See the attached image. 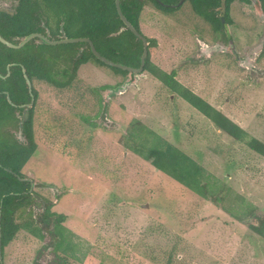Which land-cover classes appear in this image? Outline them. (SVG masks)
<instances>
[{"label":"rangeland","instance_id":"obj_1","mask_svg":"<svg viewBox=\"0 0 264 264\" xmlns=\"http://www.w3.org/2000/svg\"><path fill=\"white\" fill-rule=\"evenodd\" d=\"M13 4L0 0V10L12 11ZM228 17L223 25L235 54L229 40L213 34L187 3L172 14L147 6L139 28L157 42L151 55L155 65L174 72L180 84L264 143V56L259 57L264 17L253 3L239 2L230 5ZM78 80L82 91L112 89L100 91L98 105L87 94L80 99L73 91L59 94L34 84L38 149L22 171L33 190L54 202L53 211L66 216L80 252L94 264H264V240L248 228L249 216L237 222L154 170L118 138L133 119L141 121L228 186L251 207L245 212L255 215H264V159L171 98L146 74L122 80L108 68L86 64ZM231 200L223 203L226 208H233ZM38 243L18 234L4 264H30Z\"/></svg>","mask_w":264,"mask_h":264},{"label":"trees","instance_id":"obj_2","mask_svg":"<svg viewBox=\"0 0 264 264\" xmlns=\"http://www.w3.org/2000/svg\"><path fill=\"white\" fill-rule=\"evenodd\" d=\"M13 1L15 4L12 11L0 10V36L7 42L18 45L33 33L54 41L88 38L102 57L131 68L139 67L143 52L142 41L120 20L115 0ZM160 1L166 5L179 2ZM234 2L253 3L252 0H185L184 3L189 4L193 14L210 26L213 34L228 41L230 36L223 21L228 23V11ZM119 4L123 16L140 34L139 19L147 6H152L163 14H172L178 9L161 7L154 0H120ZM254 5L264 17V0H256ZM220 9L222 13L218 15ZM144 38L148 45L142 74L157 81L171 98L191 107L232 141L244 145L264 159V143L250 137L221 111L180 84L174 72L167 73L155 65L151 61V55L158 48L157 42L153 38ZM263 56L264 42L259 57ZM86 64L108 68L122 80L128 77L130 81L134 79L129 72L106 66L96 59L88 43L49 46L34 38L20 49H12L0 43L1 264H4L7 248L20 233L39 242V248L30 264L96 263L92 256L80 252L77 236L65 226L66 216L53 211L54 202L42 192L33 189L29 191L31 183L22 171L38 149L34 119L39 94L35 83L47 84L59 94L73 91L80 99L87 94L90 98H95L98 105L101 103L100 91L112 89L109 85H102L84 88L82 91L78 85V72ZM26 80L30 83V92ZM168 97L166 100H169ZM31 98L34 102L31 108H27ZM25 111H28V118L24 122L22 118ZM82 119L91 127L97 128L87 117ZM118 141L126 150L148 162L154 170L199 199L221 207L237 222L243 223L249 216L251 219L249 218L248 228L264 240V215H255L249 210L245 212L244 208H251L246 201L231 195L228 186L141 121L133 119L129 122ZM62 148L64 149L63 145ZM60 195L61 192L54 194L56 201ZM226 199H232L233 208L224 206ZM48 254L49 259L45 257ZM172 256L173 249L169 252L167 263H170ZM45 259L48 260L44 262Z\"/></svg>","mask_w":264,"mask_h":264},{"label":"water","instance_id":"obj_3","mask_svg":"<svg viewBox=\"0 0 264 264\" xmlns=\"http://www.w3.org/2000/svg\"><path fill=\"white\" fill-rule=\"evenodd\" d=\"M156 3H158L161 7H169L171 9H176L178 7H180L185 0H179V2L175 5H166L164 3H162L160 0H154ZM256 0H252L253 4H255ZM120 0H115V7H116V11L117 14L120 18V20L124 23V25L126 26L127 29H129L135 36L136 38L140 39L142 41L143 44V52L142 55L140 57V65L138 68H131L122 64H118V63H114L104 57H102L101 55H99L97 53V51L95 50L92 42L88 39V38H65V39H61V40H49L48 38H46L45 36L38 34V33H33L28 35L26 38H24L18 45H13L9 42H7L6 40H4L1 36H0V43L4 44L5 46L12 48V49H20L22 48L25 44H27L30 40L34 39V38H38L42 43L49 45V46H56V45H63V44H74V43H88L89 44V49L91 51V53L93 54V56L98 59L99 61H101L103 64H105L106 66L112 67V68H116V69H120V70H124L129 72L130 74H132L134 77L138 76L140 74H142L143 72V68H144V64H145V59L147 56V45L148 43L146 42L144 36L142 34H140L138 31H136L133 26L126 20V18L123 16L121 9H120ZM228 45L230 47V49L232 50L233 54H235L234 48L231 44V41H228ZM9 73L7 72V75ZM29 92L31 89L30 83L28 80H26ZM7 100L9 101V98L7 96ZM10 102V101H9ZM34 100L33 98H31V102L30 104L27 105V108H30L33 104ZM28 118V112L25 111L23 113V121L25 122ZM42 188H46V189H54V187L52 186H48V185H40ZM33 188V185L31 183V188H30V192ZM0 264H1V258H0Z\"/></svg>","mask_w":264,"mask_h":264},{"label":"flooded vegetation","instance_id":"obj_4","mask_svg":"<svg viewBox=\"0 0 264 264\" xmlns=\"http://www.w3.org/2000/svg\"><path fill=\"white\" fill-rule=\"evenodd\" d=\"M231 41V40H230ZM31 108V107H30ZM28 112V111H27ZM30 182V181H29ZM31 183V182H30Z\"/></svg>","mask_w":264,"mask_h":264}]
</instances>
